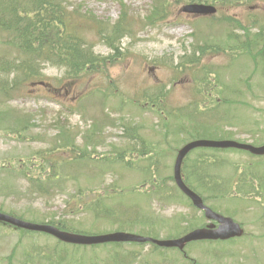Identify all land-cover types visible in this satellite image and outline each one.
<instances>
[{"label":"rangeland","instance_id":"1","mask_svg":"<svg viewBox=\"0 0 264 264\" xmlns=\"http://www.w3.org/2000/svg\"><path fill=\"white\" fill-rule=\"evenodd\" d=\"M61 1L68 11L91 13L97 19L111 22L126 7L134 34L122 43L124 60L109 66L103 75L90 73L88 77L70 80L64 69L47 66L39 81L44 86L23 85L13 99L0 95V209L27 222L60 221L89 235L127 231L147 238L174 239L205 224L202 213L190 206L170 179L176 150L193 140L247 142L255 147L264 144V52L254 63L247 55L240 56L237 49L214 53L216 48H212L203 54L198 50L224 40L223 17L248 25V33L253 35L256 27L244 19L263 21L264 0L218 4L219 12L212 26L211 21L196 23L195 17L183 15L182 0L171 5L167 16L154 25L148 23L155 7L153 0ZM4 39L0 31V57L12 58L15 54L3 45ZM84 40L95 45V53L110 55L93 33L85 32ZM207 42L212 44L206 45ZM253 46L252 50L261 49ZM189 54H195L196 68L178 74L167 66ZM196 84L203 90L196 92L198 95L193 92ZM215 85L220 86L209 89ZM163 86L170 87L167 99L170 107L165 113L156 110L159 116L142 103L148 100L145 96L157 95ZM155 99L158 100L157 96ZM222 100H245L247 104ZM182 107L186 108L181 110L180 119L170 120L168 129L161 119L177 112L174 108ZM184 123L179 131L176 125ZM172 130V134L168 133ZM132 137L145 142L142 152L151 157L154 154L152 172L144 169L149 158L126 154L125 163L115 159L118 151H128ZM84 147L89 149L93 160L76 157ZM56 160L57 169L53 173L50 162L56 165ZM185 164L189 171L193 165L198 176L204 173L214 180H223L217 193L224 192L225 185L227 193L215 196L217 201L206 200V205L244 224L247 230L241 239L192 242L186 246L187 255L198 264H264L261 203L256 206L248 203L249 194L241 196L245 187L237 197L231 194L240 185L241 177L245 180L250 177L256 190L260 178L253 177L262 176L264 157L233 149L198 148L189 153ZM22 173L27 175L26 179ZM53 174L59 178L44 185V192L28 187L29 176L44 184ZM186 178L187 184L203 196V182L199 183L192 173ZM143 180L147 182L144 190L140 188ZM227 181L229 185L223 184ZM209 185L213 186L207 182L206 186ZM161 187L162 195L155 196L156 189ZM109 189L114 194L103 209L110 213L108 219L113 214L114 218L124 214L142 224L119 227L101 220L100 211L99 215L93 212L96 207L93 196L104 197ZM257 199L262 202L261 197ZM76 248L43 233L24 234L0 226V264H54L61 260L67 264L77 258L80 264H107L120 262L140 245L103 244L79 251ZM138 251L142 253L141 260L147 255L149 264L186 262L175 249L150 250L146 246Z\"/></svg>","mask_w":264,"mask_h":264},{"label":"trees","instance_id":"2","mask_svg":"<svg viewBox=\"0 0 264 264\" xmlns=\"http://www.w3.org/2000/svg\"><path fill=\"white\" fill-rule=\"evenodd\" d=\"M179 1L153 0L155 7L148 19L149 24L154 25L158 20L164 19L167 16L168 8ZM224 1L220 3V0H208L212 3L219 2L220 5H231L251 0ZM222 21L231 26L228 37L233 40L231 44L232 51L242 50L247 56H252L257 52L255 49L252 50L255 43L234 44L237 43L234 40L240 39V35L235 34L234 30L244 29L240 22L232 18H223ZM72 23V12H67L59 0H0V30L7 34L5 44L15 50L16 53L13 59L5 58V56L0 57V92L6 98H11V94L23 85L41 81L43 76L41 71L45 66L64 69L70 80L80 79L87 73L100 72L102 68L100 65L104 61L94 54L92 47L79 35L78 29ZM94 24L97 36L103 40L104 45L114 51H116L115 45L117 42L131 31L123 16L115 24H108L104 21L95 22ZM246 32L244 37L249 39H255L261 35L258 33V35H251L247 29ZM194 63L195 61L187 62V64ZM185 64L174 66L169 63L167 66L177 71L179 69L183 70ZM151 103L154 104L153 101ZM50 165L53 173H55L57 164L54 167V163L50 162ZM52 176L55 179L59 177L57 174L49 175L45 181L49 182ZM199 178L204 181L203 178ZM31 184L41 192L46 189L44 184L37 180L32 181ZM106 196L93 197V202L96 203V207L93 208L94 212H98V209L100 211L105 209L104 198ZM51 224L62 230L72 232L62 222H51ZM56 264L62 263L56 262Z\"/></svg>","mask_w":264,"mask_h":264},{"label":"water","instance_id":"3","mask_svg":"<svg viewBox=\"0 0 264 264\" xmlns=\"http://www.w3.org/2000/svg\"><path fill=\"white\" fill-rule=\"evenodd\" d=\"M183 12L193 13V14H212L215 12V9L211 6H203V5H187L183 8ZM220 148V149H228L233 148L237 150H244L250 152L257 156L264 155V146L256 148L251 145L241 144L237 142H212V141H193L178 151L175 165H174V181L178 188L191 200L194 207L204 212V216L206 219L210 221H215L218 223V227L215 228L214 224L209 225L207 228L195 230L182 238L176 240H154L150 238H143L137 235L117 232L107 235L100 236H86L68 233L64 231H60L59 229L49 226V225H36L24 222L22 220L13 218L11 216L0 213V223L9 224L16 228L42 232L48 235H51L58 239L61 242L74 244V245H98L105 243H121V242H131V243H145L149 242L158 247L164 248H178L179 250H183L185 244L197 240H228L235 237H240L242 235V230L240 226L233 222L232 219L223 217L211 209L206 207L202 200L191 190H189L184 183L182 182L180 170L181 163L187 153L195 148Z\"/></svg>","mask_w":264,"mask_h":264}]
</instances>
